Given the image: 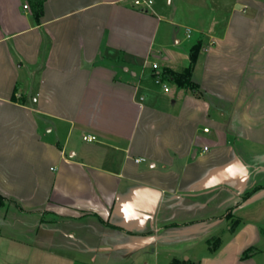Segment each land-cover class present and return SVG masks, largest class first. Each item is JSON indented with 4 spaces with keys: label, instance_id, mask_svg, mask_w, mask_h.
Instances as JSON below:
<instances>
[{
    "label": "crops",
    "instance_id": "1",
    "mask_svg": "<svg viewBox=\"0 0 264 264\" xmlns=\"http://www.w3.org/2000/svg\"><path fill=\"white\" fill-rule=\"evenodd\" d=\"M35 15L0 0V264H264V0Z\"/></svg>",
    "mask_w": 264,
    "mask_h": 264
},
{
    "label": "trees",
    "instance_id": "2",
    "mask_svg": "<svg viewBox=\"0 0 264 264\" xmlns=\"http://www.w3.org/2000/svg\"><path fill=\"white\" fill-rule=\"evenodd\" d=\"M42 2H43V0H34L36 18H38V16L42 12ZM200 49H201V46L199 45V43H196L192 47L190 54H189L188 64L183 68L182 71L175 72V71L164 66L158 71V73H160V75L163 78H166V79L174 82L177 86L188 88V89L196 92L198 95H201V93L198 89V84L192 79V67H193V64L196 60L197 53ZM151 74L155 75V74H157V72L152 71ZM3 199L4 198L1 197V195H0V204L3 202ZM10 200L14 201L13 199H10ZM249 252H250V248L244 250L241 254V257L248 256ZM169 264H193V263H190L189 261H186V260L180 261L178 259H172Z\"/></svg>",
    "mask_w": 264,
    "mask_h": 264
},
{
    "label": "built area",
    "instance_id": "3",
    "mask_svg": "<svg viewBox=\"0 0 264 264\" xmlns=\"http://www.w3.org/2000/svg\"><path fill=\"white\" fill-rule=\"evenodd\" d=\"M132 2L134 5L138 6L139 9L142 11H148L150 8V5L152 4V0H132ZM23 6L27 7V4H24ZM186 34H187V36L189 35V29H187ZM151 67L154 69H157L159 67L158 62L153 61L151 63ZM154 82L156 84L160 85L164 91L169 90V86H168L166 80L160 74H156L154 76ZM204 130H207V128H204ZM82 138L84 140H95L96 135H94V134H83ZM203 148L206 149L207 147L204 146ZM136 160H140V158L137 157Z\"/></svg>",
    "mask_w": 264,
    "mask_h": 264
}]
</instances>
